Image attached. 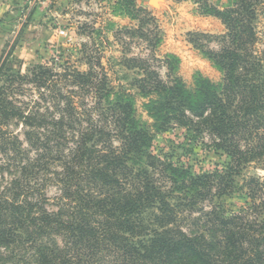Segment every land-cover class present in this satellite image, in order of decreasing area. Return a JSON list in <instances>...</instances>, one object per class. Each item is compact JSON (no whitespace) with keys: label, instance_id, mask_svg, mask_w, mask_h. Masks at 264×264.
<instances>
[{"label":"trees","instance_id":"trees-1","mask_svg":"<svg viewBox=\"0 0 264 264\" xmlns=\"http://www.w3.org/2000/svg\"><path fill=\"white\" fill-rule=\"evenodd\" d=\"M202 2L227 29L219 50L206 52L220 84L199 79L189 89L172 69L163 79L147 59L123 60L142 73L134 85L151 97L150 125L93 66L3 74L0 172L11 177L0 178V264H264V181L237 182L264 164L262 2ZM146 25L141 18L142 37ZM28 90L34 106L16 98ZM178 129L179 142L156 144ZM201 150L220 163L204 169ZM49 185L60 192L52 209ZM239 192L242 207L226 203Z\"/></svg>","mask_w":264,"mask_h":264},{"label":"rangeland","instance_id":"rangeland-1","mask_svg":"<svg viewBox=\"0 0 264 264\" xmlns=\"http://www.w3.org/2000/svg\"><path fill=\"white\" fill-rule=\"evenodd\" d=\"M133 1L134 5H126L122 0H0V84H4L3 74H27L37 65L46 64L58 72L66 67L87 72L93 66L97 72L108 75L117 91L126 92L135 105L138 120L150 125L153 120L145 105L151 97L144 96L135 87L134 82L142 78V73L126 68L123 61L126 58L147 59L163 79H167L172 69L173 75L189 89L199 79L215 84L223 81V73L206 52L219 50L220 37L227 29L219 18L203 13L202 0ZM206 1L221 10L235 2ZM261 2L255 25L260 38L258 48L264 50V0ZM141 18L146 19L143 30L146 37L139 32ZM200 45L204 48H198ZM89 60L92 65L87 64ZM16 96L31 106L38 100L35 90ZM182 131L178 129L158 136L156 144L165 147L170 140L179 142ZM206 141L209 142V136ZM199 154L206 170L220 163V156L208 150H201ZM1 157L0 164L3 163ZM1 176L6 180L2 184L11 177L0 172ZM252 178L264 181V164L248 165L237 182L241 186ZM45 192L49 198L46 207L52 209L60 192L53 185ZM242 198L239 192L225 200L238 208L243 206ZM261 198L264 200V193ZM248 214L253 215L252 211ZM0 253L3 255L6 251L2 249Z\"/></svg>","mask_w":264,"mask_h":264}]
</instances>
